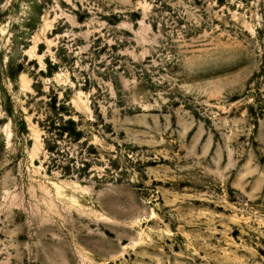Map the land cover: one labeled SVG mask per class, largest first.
Listing matches in <instances>:
<instances>
[{"label": "rangeland", "instance_id": "rangeland-1", "mask_svg": "<svg viewBox=\"0 0 264 264\" xmlns=\"http://www.w3.org/2000/svg\"><path fill=\"white\" fill-rule=\"evenodd\" d=\"M0 264H264V0H0Z\"/></svg>", "mask_w": 264, "mask_h": 264}]
</instances>
